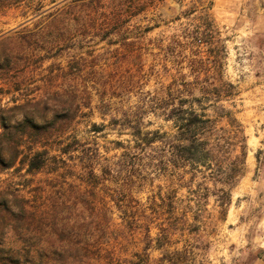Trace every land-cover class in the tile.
<instances>
[{"label": "rangeland", "instance_id": "rangeland-1", "mask_svg": "<svg viewBox=\"0 0 264 264\" xmlns=\"http://www.w3.org/2000/svg\"><path fill=\"white\" fill-rule=\"evenodd\" d=\"M227 1L0 0V110L40 126L17 133L23 153L0 169V264L260 255L264 118L248 115L260 102L244 101L243 88L264 72V38L236 31L238 6ZM220 74L234 88L216 105L244 127V163L237 136L218 161L183 162L176 118L183 100L200 110L187 85ZM29 148L47 154L33 173L22 161Z\"/></svg>", "mask_w": 264, "mask_h": 264}, {"label": "trees", "instance_id": "trees-1", "mask_svg": "<svg viewBox=\"0 0 264 264\" xmlns=\"http://www.w3.org/2000/svg\"><path fill=\"white\" fill-rule=\"evenodd\" d=\"M18 0H8L7 3H13ZM206 71L205 68H202ZM209 81L208 78L200 80L196 84L187 85V90L193 92L197 90L200 95L196 96L194 101L199 107L197 111L193 107V103L189 100H183L187 106L183 104V115L177 116L179 124L180 136L177 137L178 146L183 150V162L196 165H209L212 161H218L222 155L230 151L233 145V137L237 136L242 148V160L245 159L246 136L244 134L243 125L234 117L231 109L223 105H216L221 99H228L230 96L229 90L233 89L232 82L223 80L220 77L215 82ZM192 94V93H191ZM211 108L213 115L206 113V109ZM218 110V111H217ZM4 109L0 110V169L13 167L17 158L23 153L22 144L19 140H15V136L25 129H29L33 133H40V126H37L29 118H23L19 122L11 124L9 120L4 118ZM220 121H224V125H219ZM234 127L235 129H230ZM135 135L140 136V131L135 132ZM24 153L22 161L25 162L26 171L29 173L36 172L46 165L47 157L45 150H32ZM89 163H92L89 157ZM90 173L93 174V167H90ZM223 191V190H222ZM224 193H226L224 191ZM3 206L10 210V204L5 200ZM230 203V196L224 205ZM1 205V202H0ZM24 210L23 206H20Z\"/></svg>", "mask_w": 264, "mask_h": 264}, {"label": "crops", "instance_id": "crops-1", "mask_svg": "<svg viewBox=\"0 0 264 264\" xmlns=\"http://www.w3.org/2000/svg\"><path fill=\"white\" fill-rule=\"evenodd\" d=\"M223 0H213L214 5L222 6L225 3ZM228 5H234L238 8L232 14L231 8H229L230 14L234 15L233 18H229V22L233 19L236 31L244 32L246 36H261L264 38V0H228ZM243 7L240 11L239 7ZM261 47V52L264 54V41ZM253 90L247 91L246 87L243 88L244 101L254 100L260 102V113L256 112L248 114V109L245 107V113L251 117L264 118V72L260 74L258 78H253ZM252 95L251 97L248 95ZM263 148L264 145L260 143ZM261 178H264V173L261 174ZM260 236L255 239L254 247L259 248L260 255L255 256L249 264H264V213L260 219Z\"/></svg>", "mask_w": 264, "mask_h": 264}]
</instances>
